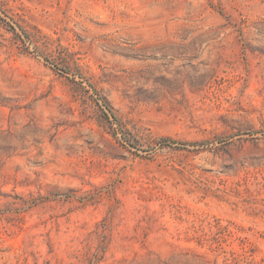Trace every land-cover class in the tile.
I'll return each instance as SVG.
<instances>
[{
	"label": "rangeland",
	"instance_id": "1",
	"mask_svg": "<svg viewBox=\"0 0 264 264\" xmlns=\"http://www.w3.org/2000/svg\"><path fill=\"white\" fill-rule=\"evenodd\" d=\"M0 264H264V0H0Z\"/></svg>",
	"mask_w": 264,
	"mask_h": 264
},
{
	"label": "trees",
	"instance_id": "2",
	"mask_svg": "<svg viewBox=\"0 0 264 264\" xmlns=\"http://www.w3.org/2000/svg\"><path fill=\"white\" fill-rule=\"evenodd\" d=\"M98 100H99L101 106L103 107V109L107 111V114L110 115L111 117L115 118L113 115V112H112L110 106L107 104V102L103 98H100V99L98 98ZM163 140H165V139H163Z\"/></svg>",
	"mask_w": 264,
	"mask_h": 264
}]
</instances>
